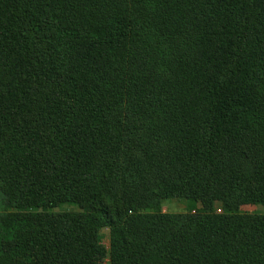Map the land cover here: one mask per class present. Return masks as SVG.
<instances>
[{"label": "trees", "instance_id": "1", "mask_svg": "<svg viewBox=\"0 0 264 264\" xmlns=\"http://www.w3.org/2000/svg\"><path fill=\"white\" fill-rule=\"evenodd\" d=\"M103 228L106 264H264V0H0V264Z\"/></svg>", "mask_w": 264, "mask_h": 264}, {"label": "rangeland", "instance_id": "2", "mask_svg": "<svg viewBox=\"0 0 264 264\" xmlns=\"http://www.w3.org/2000/svg\"><path fill=\"white\" fill-rule=\"evenodd\" d=\"M184 201V200H183ZM178 199H171V200H165L162 204V211L164 212H182L184 211V205L185 201L183 202ZM27 205L33 204L32 202L28 201L26 202ZM36 205H39L38 201L34 203ZM72 206H63V207H57L54 208V211H62V210H70L73 209ZM243 211H259L263 210L261 206L258 205H244L242 206ZM59 231L61 233H70L73 232V229L71 227H62L59 228ZM98 244L100 251L102 253V264H106L108 261V251H109V229L103 228L100 230L98 234Z\"/></svg>", "mask_w": 264, "mask_h": 264}]
</instances>
